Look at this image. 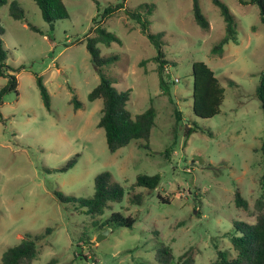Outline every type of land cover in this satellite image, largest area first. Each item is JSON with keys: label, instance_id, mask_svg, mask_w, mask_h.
Here are the masks:
<instances>
[{"label": "rangeland", "instance_id": "374dc122", "mask_svg": "<svg viewBox=\"0 0 264 264\" xmlns=\"http://www.w3.org/2000/svg\"><path fill=\"white\" fill-rule=\"evenodd\" d=\"M17 1L26 20L14 19L9 3L0 7L6 74L18 79L17 89L0 101V264L5 250L27 233L42 235L32 264H158L161 242L173 248L176 260L194 247L195 264H215L219 250L234 257V221L254 223L259 200L264 201V110L256 96L264 72V23L258 5L222 0L235 16L238 42L226 44L219 56L212 50L226 24L213 0H199L209 29L196 22L193 0H64L70 16L56 21L54 29L34 0ZM120 2L142 13V7L155 4L146 18L148 31L163 34L168 91L160 86L158 49L141 24L123 10L101 19L107 6ZM99 23L121 40L98 44L102 55L118 56L103 72L118 90H131L133 115L152 105L157 109L150 148L138 139L111 152L98 126L103 101L89 100V93L100 73L86 43ZM196 61L206 62L225 88L221 111L211 118L193 111ZM38 77L50 93V108ZM8 79L0 74V91ZM74 96L81 102L78 109ZM193 125L197 131L186 136ZM72 158L74 166L61 170ZM105 171L125 193L103 214L93 217L57 195L91 197L96 176ZM157 173L162 175L157 188L135 186L139 174ZM237 190L247 208L236 204ZM137 194L140 202H132ZM113 212L131 215L136 223L100 228Z\"/></svg>", "mask_w": 264, "mask_h": 264}, {"label": "trees", "instance_id": "16d2710c", "mask_svg": "<svg viewBox=\"0 0 264 264\" xmlns=\"http://www.w3.org/2000/svg\"><path fill=\"white\" fill-rule=\"evenodd\" d=\"M39 6L44 20L50 23L51 28L54 29V23L60 19L68 18L70 16L68 7L64 0H34ZM214 4L220 8L221 14L225 21L226 33L224 37L213 47L212 52L222 56L225 51V45L230 42H238L237 24L234 14L230 8L222 0H213ZM240 2L247 4H257L260 9L261 20L264 23V0H240ZM9 3L10 15L16 20H26V12L23 6L17 1L0 0V7ZM99 7V6H98ZM143 8L144 13L138 11H130L125 7L124 2L107 6L101 19H106L114 15L116 12L123 10L124 13L141 24L143 31L148 35L151 42L157 47L158 55L156 60L158 64V72L160 78V86L164 91L169 90L168 81L165 78L166 61L163 60L164 51L162 48L161 37L163 34H155L148 31L149 20L147 15L152 14L155 4H148ZM100 15V14H99ZM193 15L196 22L204 29L210 28V22L204 15L201 9L199 0H193ZM143 16L146 18L144 19ZM97 20V19H95ZM30 28L39 31L38 27L29 24ZM5 32L3 26L0 24V35ZM113 42H121L120 38L113 32L107 30L102 24H97L94 27L93 35L87 36V49L92 56V61L100 73L99 84L89 93V100L102 99L103 107L101 109V118L98 126L104 128L108 148L111 152H116L118 149L128 145L133 140L143 139L147 141L144 145L150 148V137L152 129L155 126L157 109L152 105L142 113L133 115L128 108V102L131 98V90H118L111 78L104 72L103 67L110 65L118 60L117 55L104 56L98 46L99 43L110 45ZM7 50L4 48V41L0 36V74L8 76V84L0 91V101L3 95L12 89H17L18 79L15 75L6 74L10 69L7 64ZM194 78L193 89V111L202 118H211L219 114L221 105L225 97V88L220 83L215 71L204 61H196L193 63L192 70ZM38 85L40 87L41 96L45 105L51 107V97L49 91L42 82V78L38 77ZM256 96L260 99L262 108L264 110V72L261 73V80L256 88ZM172 101V98H171ZM75 102V108L81 107V102L77 96L72 98ZM181 111L176 109L177 120H181ZM0 117L3 119L2 113ZM196 125L189 126L185 134L190 136L197 131ZM262 152L264 155V140L262 143ZM77 162L76 158L70 159L61 170H68ZM162 181L160 173L149 175L139 174L135 186H143L148 189L157 188ZM261 183L264 190V172L261 177ZM123 186L113 181L112 173L109 171L98 174L95 178V192L91 197H76L72 195H65L62 192H57V195L63 203L71 202L86 213L93 217L103 214L110 202L122 200L124 196ZM141 195L137 194L131 198L132 202H140ZM235 202L239 207H248L247 199L242 193L237 190L235 195ZM258 207L260 212L257 214L256 221L249 223L242 220H235L234 226L238 234L231 238L233 248L236 250L234 257H228L226 251L219 250L218 259L215 264H264V201L263 198L259 200ZM136 223V218L129 215L124 216L121 212H113L103 223L100 228H113L117 226L133 227ZM50 232V229H47ZM42 235H32L27 233L23 240L8 247L1 257L2 264H32L37 258L38 240ZM155 259L158 264H195V248L190 247L176 260L173 248L170 245L161 242L157 246L155 252Z\"/></svg>", "mask_w": 264, "mask_h": 264}, {"label": "water", "instance_id": "95a60500", "mask_svg": "<svg viewBox=\"0 0 264 264\" xmlns=\"http://www.w3.org/2000/svg\"><path fill=\"white\" fill-rule=\"evenodd\" d=\"M100 241V239H98Z\"/></svg>", "mask_w": 264, "mask_h": 264}, {"label": "built area", "instance_id": "2783aa9c", "mask_svg": "<svg viewBox=\"0 0 264 264\" xmlns=\"http://www.w3.org/2000/svg\"><path fill=\"white\" fill-rule=\"evenodd\" d=\"M178 80V79H177Z\"/></svg>", "mask_w": 264, "mask_h": 264}]
</instances>
